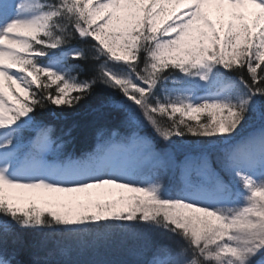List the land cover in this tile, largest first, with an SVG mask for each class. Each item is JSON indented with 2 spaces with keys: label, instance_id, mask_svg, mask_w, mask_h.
Listing matches in <instances>:
<instances>
[{
  "label": "snow or ice",
  "instance_id": "snow-or-ice-1",
  "mask_svg": "<svg viewBox=\"0 0 264 264\" xmlns=\"http://www.w3.org/2000/svg\"><path fill=\"white\" fill-rule=\"evenodd\" d=\"M78 109L98 151L51 163ZM0 264H264V0H0Z\"/></svg>",
  "mask_w": 264,
  "mask_h": 264
},
{
  "label": "trees",
  "instance_id": "trees-1",
  "mask_svg": "<svg viewBox=\"0 0 264 264\" xmlns=\"http://www.w3.org/2000/svg\"><path fill=\"white\" fill-rule=\"evenodd\" d=\"M93 116L86 113L83 109H78L75 113H68L65 123L69 126L75 125L72 137L66 142L60 153L55 158L66 161L67 159H78L86 154L92 153L97 147V139L94 134L92 123ZM107 127L118 125L115 116L103 121ZM63 126V125H61ZM173 173H168L166 179L171 178ZM90 245L93 242L89 238ZM145 243V238L138 232H117L106 242L96 244L95 247L89 246L81 251H73L68 257L59 255L51 257L54 260L70 259L73 261H110L123 262L133 261L138 258L139 249ZM20 251V259H27L30 255L36 254L44 256L56 245L54 238L45 235L36 238L25 237L17 245Z\"/></svg>",
  "mask_w": 264,
  "mask_h": 264
},
{
  "label": "rangeland",
  "instance_id": "rangeland-1",
  "mask_svg": "<svg viewBox=\"0 0 264 264\" xmlns=\"http://www.w3.org/2000/svg\"><path fill=\"white\" fill-rule=\"evenodd\" d=\"M106 139H107V138H106ZM96 151H98V142H97V147H96L95 151L92 152V153H95ZM92 153H89V154H92ZM89 154H86L85 156H83V157H81V158L73 159V160H79V159H82V158L88 156ZM54 156L57 157L56 154H54V155L52 156V159L50 160L51 163H61V162H63V160H60V159H58V158H55ZM106 189H107V186H106L105 189H102V190H93V191H105Z\"/></svg>",
  "mask_w": 264,
  "mask_h": 264
}]
</instances>
